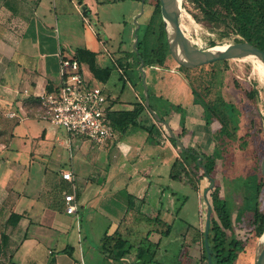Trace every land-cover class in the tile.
I'll return each instance as SVG.
<instances>
[{
    "label": "crops",
    "instance_id": "crops-1",
    "mask_svg": "<svg viewBox=\"0 0 264 264\" xmlns=\"http://www.w3.org/2000/svg\"><path fill=\"white\" fill-rule=\"evenodd\" d=\"M113 1L0 0V225L11 212L21 215L15 228L5 230L11 256L0 264L200 263L195 245L187 259L182 252L193 249L188 239L198 243L200 218L183 237L167 241L175 224L186 222L183 188L199 196L198 170L184 160L160 122L153 119L157 131L151 134L142 127L152 124L145 113L138 124L125 126L134 106L144 104L136 81L124 76L133 67L132 49L125 44L111 49L116 37L107 20L99 31L89 23L99 21V5ZM137 10L132 7L131 17L140 16ZM59 52L77 58L85 79L108 95L110 112L122 113L112 140L96 145L40 118L39 95L62 84ZM113 70L121 82L116 89L109 88L116 84ZM151 70L152 109L181 134L185 147L209 149V131L187 74L167 64ZM66 171L71 181L62 178ZM65 193L74 194L77 216L64 211ZM116 229L131 240H144L150 232L148 240L158 243L156 255L163 252L164 259L138 260L137 249L120 260L108 258L100 241Z\"/></svg>",
    "mask_w": 264,
    "mask_h": 264
},
{
    "label": "trees",
    "instance_id": "trees-1",
    "mask_svg": "<svg viewBox=\"0 0 264 264\" xmlns=\"http://www.w3.org/2000/svg\"><path fill=\"white\" fill-rule=\"evenodd\" d=\"M201 14V17L209 23L216 24L221 27L222 35H231L234 42L247 41L254 46L264 51V0H188ZM155 17L158 18L156 22ZM156 22L155 32L152 33L151 26ZM155 25V24H154ZM216 43L209 41L208 47L215 46ZM171 57L169 54L165 31L159 11L158 0L154 9V16L151 18L142 39L137 42V65L139 60L144 61V67H166V58ZM222 62V61H221ZM214 64V63H213ZM185 70L194 95V103L198 104L202 110L204 125L208 128L210 136V146L207 150L198 151L192 147L180 149L172 139H168L173 143L184 156V160L192 163L194 170L200 169V164L205 168L202 176H210L217 167V160L221 165L226 161V146L229 145L233 150L234 155L246 157L249 164L246 170V175L242 179V184L246 188L244 194V205L236 211L234 224L237 228H244L246 225H252L255 234L260 236L264 228V212H260L257 208V195L264 188V180L260 174V157L258 147L250 141L251 135L248 127L243 123L246 115L241 110V107L232 98L230 94L224 92V86L221 84L227 71H218L215 73H206L201 70L203 66L195 68H186L178 66ZM180 70V69H179ZM197 70V71H196ZM193 73V74H192ZM191 74V75H190ZM190 75V76H189ZM216 82V83H215ZM230 84L227 83V86ZM238 92L240 102H244L245 93L232 81L231 84ZM241 93V94H239ZM247 97V94L246 96ZM149 118L152 122L151 126H142L149 134L157 128L153 123L152 116L148 113L143 103H138L134 106L131 114H128L124 119L125 126L129 124H138L144 119L142 114ZM122 113L109 112V117L112 120L114 127L119 126V121ZM161 119L164 117L160 116ZM217 122L218 127L215 129L212 125ZM253 121L250 120L249 123ZM160 127L161 123H158ZM244 128L242 134L236 136V131ZM176 136L181 138V134L176 133ZM249 146V148H248ZM264 151V146H263ZM263 154V152H262ZM198 156L202 159L200 164L197 163ZM262 157V156H261ZM194 172V171H193ZM214 179V178H213ZM215 180V179H214ZM218 188H214L210 192L211 196V216L208 230V247L212 264H234L238 254L244 251L242 240L235 237H228L226 231L232 229L231 208L229 202L224 197H219ZM21 219V215L11 212L5 220L3 227L15 228ZM148 232L142 238L131 240L126 238L116 229L112 234L105 233L101 238L99 248L108 257L114 260H120L127 254L131 253L132 249H137L135 256L138 260L145 262H155V249L158 243H152L148 240ZM202 237L204 235L202 233ZM11 240L5 233L0 235V255L6 260L10 253L8 244ZM146 242V245L144 244ZM203 256L200 258V263H207L206 249L203 245Z\"/></svg>",
    "mask_w": 264,
    "mask_h": 264
},
{
    "label": "rangeland",
    "instance_id": "rangeland-1",
    "mask_svg": "<svg viewBox=\"0 0 264 264\" xmlns=\"http://www.w3.org/2000/svg\"><path fill=\"white\" fill-rule=\"evenodd\" d=\"M105 1V0H104ZM157 0H114L111 5H105V7H101L99 5V21L95 23L93 19L89 21L91 26L95 31H99V28L102 25H105L106 20L110 22V26L112 29V34L115 35V40L113 42L112 50H116L118 45H124L126 49H132L131 56L133 58V67L126 68L125 75L129 77L131 80H135L138 86L139 91L143 94L142 87V78L141 72L139 70V64L137 65V52L133 48V40H134V15L131 17L132 7H137L138 12L140 13L143 9V12L140 14L137 22L140 27L137 31L138 41L142 39L143 34L146 31V28L154 16V9ZM107 4V2H103ZM156 22L158 18L155 17ZM156 22L151 26L152 33L155 32ZM180 23L182 29L184 30L186 36L199 48L205 49L207 48L209 41L213 40L216 45L215 46H224L226 44L232 43L231 35H222L223 32L221 27H218L216 24H212L207 22L201 17V14L194 5L188 0H182L180 6ZM199 25V26H198ZM101 29V28H100ZM210 35V36H209ZM199 39V40H198ZM203 41V42H202ZM130 54V52H128ZM118 55H122L121 51L117 52ZM116 52H113V56H117ZM167 66H175L180 72H185V70L178 67L176 62L171 58H166ZM110 65V63H109ZM111 67V66H110ZM241 67H243L241 69ZM147 72L146 84L151 89V81L149 78L150 70L148 66L144 67ZM180 69V70H179ZM206 73H215L218 71H227L221 80L222 86H224V92L230 94L232 98L239 104L241 110L246 115V119H243V123L248 127L251 138L250 141H253L254 145L258 147L259 157L261 159L263 146H264V75L255 67L254 61L251 59H234L228 61H218L214 64L204 65L201 69ZM152 71V70H151ZM197 71V70H196ZM118 73L113 70L112 79L113 82L115 80L116 84L112 83L109 88L116 89L119 88L121 82L117 80ZM232 81L241 89V92L245 93L244 102L241 103L239 101L238 92L236 91L232 85ZM216 83V82H215ZM227 83L230 84L227 86ZM116 85V86H115ZM107 88V89H109ZM125 91H128V86L125 85ZM241 94V93H239ZM247 94V97H245ZM186 99L181 98V104L186 105ZM252 120V123L249 121ZM215 129L218 127V123L215 122L212 125ZM244 128L238 129L235 133L236 136L242 134ZM8 138V135L5 136ZM14 144V143H13ZM249 148V146H248ZM226 161L221 165L220 161L217 160V169L212 172L211 177L214 178V188H218L219 197H224L229 202L231 208V217H232V229L227 230L226 233L228 237H235L237 239L242 240L244 245V251L238 254L237 260L234 264H253L254 255L261 244V236H257L255 234V230L252 225H246L244 228H237L234 224L236 211L238 208L244 205V194L246 192L245 186L242 184V179L246 175V170L249 164V160L246 157L235 156L233 150L229 145L226 146ZM203 170L200 168L198 170V197L196 193L191 191L190 189H184V194L188 198L186 199V208L183 212V219L186 222H178L175 224L174 230L167 237V241H174L177 237L179 238L182 233H186L188 227L190 225L197 226L198 220L200 218L199 233H198V243H189L190 239L187 240V247L193 246V249H184L182 252L184 254V258L187 259L189 256V252H195L198 249L197 256L195 258L200 262V258L203 256V237L202 233L204 232L205 227V218L207 211V203L203 200V192L209 186L210 180L206 176H202ZM213 188V189H214ZM207 191V199L211 206V196L210 192L212 190ZM257 208L260 212H264V188L260 190L256 199ZM4 224V223H3ZM3 224L0 225V235L2 231L7 230L3 227ZM80 225V222H79ZM105 225V224H101ZM152 226V225H151ZM183 237V235H182ZM164 239V238H163ZM11 243V240L8 241V244ZM170 243V242H169ZM15 245V243L13 244ZM172 245V244H170ZM194 245L197 249H194ZM166 246V245H165ZM190 248V247H189ZM170 249V248H169ZM167 249V252L170 250ZM100 250V248H99ZM101 251V250H100ZM191 256V255H190ZM157 259H164L163 252L156 255ZM3 256L0 255V260H3ZM189 261V260H188ZM199 264H206L205 261Z\"/></svg>",
    "mask_w": 264,
    "mask_h": 264
},
{
    "label": "built area",
    "instance_id": "built-area-1",
    "mask_svg": "<svg viewBox=\"0 0 264 264\" xmlns=\"http://www.w3.org/2000/svg\"><path fill=\"white\" fill-rule=\"evenodd\" d=\"M58 56L62 84L54 91L39 95L40 118L96 145L115 138V129L109 117L111 102L108 95L100 85L85 79L77 58L61 52ZM62 178L71 181V172H63ZM63 205L67 214L77 216L73 193L64 194Z\"/></svg>",
    "mask_w": 264,
    "mask_h": 264
},
{
    "label": "water",
    "instance_id": "water-1",
    "mask_svg": "<svg viewBox=\"0 0 264 264\" xmlns=\"http://www.w3.org/2000/svg\"><path fill=\"white\" fill-rule=\"evenodd\" d=\"M144 0H142L143 2ZM182 0H158L159 11L162 19L165 38L171 58L176 62L178 66H183L186 68H195L198 66L213 64L218 61H228L234 59H251L249 57H255L264 66V51L260 48L254 46L247 41H238L234 43H229L222 46L220 49H214L213 47H208L205 49L196 46L185 34L180 23V6ZM143 12L141 10L140 14ZM139 14L137 15V17ZM137 17L134 22L136 24V29L134 31L133 48L137 52V30L139 28V23L137 22ZM252 60V59H251ZM253 61V60H252ZM139 70L141 72L142 87H143V98L144 105L152 118L160 122L163 128L168 134V137L173 140V142L180 148L186 149L182 141L173 130L170 128L167 121L162 120L159 114L152 109L149 102V92L145 81V70L144 61L139 60ZM202 157L198 156L197 163L200 164ZM200 168L205 172V168L200 164ZM260 174L264 180V151L260 160ZM210 180L209 186L203 192V200L207 203V211L205 218L204 227V247L207 254V263H211L210 252L208 247V230L210 225L211 216V206L207 199V191L214 188V179L207 175ZM261 236V244L257 249L253 264H264V228Z\"/></svg>",
    "mask_w": 264,
    "mask_h": 264
},
{
    "label": "bare ground",
    "instance_id": "bare-ground-1",
    "mask_svg": "<svg viewBox=\"0 0 264 264\" xmlns=\"http://www.w3.org/2000/svg\"><path fill=\"white\" fill-rule=\"evenodd\" d=\"M199 26V25H198ZM185 30V29H184ZM210 36V35H209ZM199 40V39H198ZM203 42V41H202ZM222 46H215L214 49H220ZM254 61L255 67L264 75V66L255 57H249ZM243 67H241L242 69Z\"/></svg>",
    "mask_w": 264,
    "mask_h": 264
}]
</instances>
